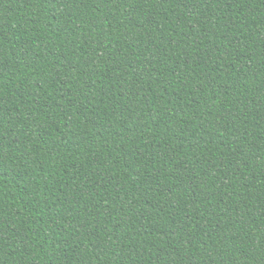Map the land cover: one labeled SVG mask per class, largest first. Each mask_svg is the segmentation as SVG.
Returning <instances> with one entry per match:
<instances>
[{"label": "trees", "instance_id": "obj_1", "mask_svg": "<svg viewBox=\"0 0 264 264\" xmlns=\"http://www.w3.org/2000/svg\"><path fill=\"white\" fill-rule=\"evenodd\" d=\"M0 264H264V0H0Z\"/></svg>", "mask_w": 264, "mask_h": 264}]
</instances>
